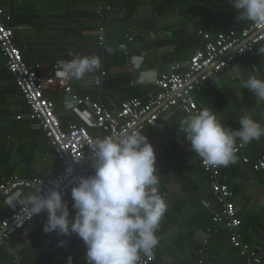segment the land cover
<instances>
[{"label":"crops","instance_id":"1","mask_svg":"<svg viewBox=\"0 0 264 264\" xmlns=\"http://www.w3.org/2000/svg\"><path fill=\"white\" fill-rule=\"evenodd\" d=\"M1 3L12 15L9 24L14 27L15 42L29 63L56 64L59 59L95 53L102 57L107 75L127 70V62H134L137 67V56L142 54L151 67L160 69L159 74L163 72L162 66L173 61L185 67L194 51L204 45L203 33L214 35L226 30L238 12L230 0H1ZM99 4L109 5L110 9L98 13ZM101 25L106 28L103 44L99 41ZM105 45L111 48L110 52ZM261 47L264 46L253 56L238 59L221 72L219 81L205 84L194 93L199 107L211 109L225 126L239 128V118L246 114L264 125V101L257 103L255 94L243 87L251 74L264 79ZM69 50L73 56L68 55ZM99 71L83 80H74L73 87L107 106L127 98H145L153 86L130 84L113 90L104 89L101 82L95 87L92 81ZM47 95L55 102L62 123L88 124L91 114L86 107L74 105L65 109L68 95L61 88ZM27 111L0 51V179L10 174L47 176L61 168L43 131L29 120ZM18 114L23 116L18 118ZM184 117L181 110L175 109L165 118L162 129L154 128L146 134L155 148L165 149L156 164L159 191L168 203L158 232L160 244L150 264H239L243 258L230 243V232L223 225H219L218 232L208 235L205 242L206 229L213 225L212 215L220 205L213 199L209 173L200 165L184 133L178 131L179 121ZM246 145L252 160L264 154V136ZM237 157L235 163L221 166L220 173L234 192L241 239L254 249L264 239V170L255 171L251 163ZM11 210L7 200L0 199V219ZM47 219V212L37 215L0 246V264H88L83 241L72 234L46 233L43 229ZM61 241L66 243L61 246ZM200 248L205 250L203 255L195 253ZM199 259L203 262L199 263Z\"/></svg>","mask_w":264,"mask_h":264},{"label":"built area","instance_id":"2","mask_svg":"<svg viewBox=\"0 0 264 264\" xmlns=\"http://www.w3.org/2000/svg\"><path fill=\"white\" fill-rule=\"evenodd\" d=\"M105 9H110V6L97 5L98 13ZM237 15L238 12L226 30L214 35L204 32V45L194 51L188 65L182 67L180 62H176L172 64L171 72L160 73L145 98H127L118 104L107 106L89 94L82 95L76 92L73 87L74 80L59 79L55 75V64L29 63L15 42L14 27L9 24L12 15L4 10L0 0V51L4 56L5 66L12 74L28 106L27 117L41 128L61 165L59 171L47 176L24 177L18 174L2 176L0 199L8 200L10 195L23 190L33 192L37 188H42L46 192L53 186V181L59 180L61 189L66 190L64 199L69 204L70 219L74 220L75 210L71 206L73 181L94 172L90 141L137 128L142 129L146 135L154 128L162 129L165 126V118L175 109L181 110L185 117L201 110L194 96L196 90L205 84H213L220 73L229 69L238 59L251 57L260 46H264V28L257 27L251 21H238ZM105 29L104 25L99 27L101 44L105 40ZM128 39L132 40L130 34ZM106 75V70L101 67L99 74L93 78V86H100ZM57 88H61L68 96H75L77 98L75 105L84 106L89 110L91 117L88 118V124L70 121L65 127L62 125L55 110V102L47 95ZM22 116L17 115L18 118ZM155 150L158 158L165 149L159 147ZM237 155L242 162L251 163L253 170H264V154L252 160L247 153V145L241 146L239 141ZM198 158L204 171L209 173L213 199L220 205V209L212 215L213 225L206 229L205 242L208 235L218 232L219 225H223L230 232V243L243 258L239 264H264V239L260 241V246L254 249L241 239L238 232L241 220L237 215L234 192L228 182L222 179L224 176L220 173V167H207L199 156ZM11 207L10 214L0 219V246L6 244L13 235L39 215L32 216L18 202ZM72 235L81 240L75 233ZM204 252V248L195 251L197 255H203ZM154 258L155 250L151 255H142L141 264H150ZM198 262L202 263L203 259H199Z\"/></svg>","mask_w":264,"mask_h":264},{"label":"clouds","instance_id":"3","mask_svg":"<svg viewBox=\"0 0 264 264\" xmlns=\"http://www.w3.org/2000/svg\"><path fill=\"white\" fill-rule=\"evenodd\" d=\"M238 10V21H251L264 28V0H230ZM103 43V42H102ZM106 51L111 48L105 45ZM264 54V47L259 49ZM69 56H73L71 50ZM102 67L98 54L75 55L70 60L59 59L55 75L61 80H83ZM256 102L264 101V79L251 74L243 82ZM77 103L67 96L65 109ZM239 128L225 126L216 113L205 107L179 121V132L190 142L191 150L207 167H227L235 163L237 142L240 145L264 136V125L250 115L239 118ZM93 174L80 176L71 188L74 220L70 219L66 190L60 181L46 192L37 188L27 194L13 193L7 203H19L31 215L46 211V233H75L86 246L88 264H141L142 255L153 254L160 244L158 235L168 210V203L159 191L157 154L142 129L124 130L89 142ZM80 159H77L79 161ZM70 171V170H69ZM63 246L66 241H61Z\"/></svg>","mask_w":264,"mask_h":264},{"label":"water","instance_id":"4","mask_svg":"<svg viewBox=\"0 0 264 264\" xmlns=\"http://www.w3.org/2000/svg\"><path fill=\"white\" fill-rule=\"evenodd\" d=\"M122 50L126 51L125 48ZM137 59V67L134 62H127V70L103 77L102 87L104 89L118 90L130 84H153L159 75L160 69L158 67H151L150 61L144 54L138 55ZM176 62L178 61H173L162 66L161 71L171 72V66ZM187 63H189V60Z\"/></svg>","mask_w":264,"mask_h":264},{"label":"rangeland","instance_id":"5","mask_svg":"<svg viewBox=\"0 0 264 264\" xmlns=\"http://www.w3.org/2000/svg\"><path fill=\"white\" fill-rule=\"evenodd\" d=\"M220 79H221V76H220V78H218L217 80L219 81ZM217 80H216V81H217Z\"/></svg>","mask_w":264,"mask_h":264},{"label":"trees","instance_id":"6","mask_svg":"<svg viewBox=\"0 0 264 264\" xmlns=\"http://www.w3.org/2000/svg\"><path fill=\"white\" fill-rule=\"evenodd\" d=\"M62 125L65 127L66 125L64 123H62ZM234 196V195H233Z\"/></svg>","mask_w":264,"mask_h":264}]
</instances>
